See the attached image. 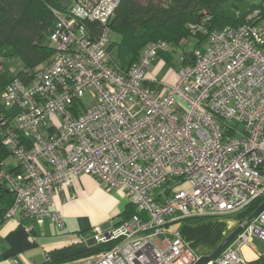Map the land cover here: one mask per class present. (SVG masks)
I'll list each match as a JSON object with an SVG mask.
<instances>
[{
    "label": "built area",
    "instance_id": "2783aa9c",
    "mask_svg": "<svg viewBox=\"0 0 264 264\" xmlns=\"http://www.w3.org/2000/svg\"><path fill=\"white\" fill-rule=\"evenodd\" d=\"M120 2L69 0L55 10L52 60L3 90L13 114H0V135L20 166L0 168V184L14 192L7 217L49 218L63 227L55 194L83 173L108 191L125 190L135 209L115 226L94 229L95 242L108 248L46 264H193L199 256L171 223L240 214L264 202V13L211 30L192 62L183 58L174 83H149L147 69L170 44L148 43L123 69L109 48ZM88 90L95 102L87 108ZM238 223L242 230L208 264H253L241 251L264 242V208Z\"/></svg>",
    "mask_w": 264,
    "mask_h": 264
},
{
    "label": "trees",
    "instance_id": "16d2710c",
    "mask_svg": "<svg viewBox=\"0 0 264 264\" xmlns=\"http://www.w3.org/2000/svg\"><path fill=\"white\" fill-rule=\"evenodd\" d=\"M63 1L65 0H0V68L2 51L6 45L11 47L12 54L20 58L21 65L13 78L5 81L0 78V92L15 77L27 78V70L36 69L38 64L54 54L50 33L57 22L55 10L66 8L62 5ZM245 4L244 0H121L109 22L112 31L110 51L120 66L128 69L150 42L164 40L172 46L195 37L199 44L213 29L247 23L249 15L257 9L264 13L263 3ZM86 21L96 34L100 31L101 26L97 21ZM113 35L118 36L117 41ZM161 55L168 58L170 51ZM185 57L187 62H192L190 54ZM3 113L8 118L13 114L6 107L0 110V114ZM9 156L13 155L0 135V168ZM19 167L17 163L12 171ZM13 200L14 192L0 184V203L10 207ZM261 202L262 199H256L244 212L234 217L251 215ZM134 211V206L129 203L124 219H128ZM206 218L208 217H188L176 223H198ZM108 246L96 243L85 251L58 262L81 261Z\"/></svg>",
    "mask_w": 264,
    "mask_h": 264
},
{
    "label": "crops",
    "instance_id": "0c3cea01",
    "mask_svg": "<svg viewBox=\"0 0 264 264\" xmlns=\"http://www.w3.org/2000/svg\"><path fill=\"white\" fill-rule=\"evenodd\" d=\"M157 63L154 58L147 69L146 81L149 83L156 81ZM171 80H176L175 74ZM2 163L6 170L17 167L13 156ZM54 201L55 207L64 215L63 227L49 218L39 222L20 213L7 217L9 205L0 203V264L55 263L85 251L97 243L93 239L94 229L117 225L124 219L129 205L125 190L108 191L99 179L86 173L78 176L71 186L60 187ZM233 222H183L171 223L169 227L178 228L188 249L200 256L212 253L235 230L238 219L234 218ZM241 252L253 264H264V242L256 239Z\"/></svg>",
    "mask_w": 264,
    "mask_h": 264
},
{
    "label": "rangeland",
    "instance_id": "374dc122",
    "mask_svg": "<svg viewBox=\"0 0 264 264\" xmlns=\"http://www.w3.org/2000/svg\"><path fill=\"white\" fill-rule=\"evenodd\" d=\"M246 4H264V0H244ZM245 4V5H246ZM114 40H118L117 35H113ZM207 44V38H204L201 43H197V39L195 37H190L183 41L181 44H174L170 45V56L168 58L164 57L161 54H158L155 56V61L158 62L155 64V80L160 83H174L175 80H171V76L175 74L177 75V70L179 67L183 64V58L186 55L191 54V52L195 49V47L203 48ZM12 49L10 46L6 45L3 48L2 51V65L0 68V78L5 81L13 78V76L17 73V71L20 69V58L12 54ZM52 54L46 61L38 64L36 67L49 62L53 58ZM158 59V60H157ZM4 92H0V110L4 107L3 105V99ZM82 102L84 103L85 107H90L95 102V96L94 92L92 90H88L85 92ZM242 127V125H241ZM11 159H13L11 157ZM186 184H182L181 187H186ZM165 192V188H156L153 191V194L155 196H158L159 194H162ZM234 216H237V214L230 215L232 218L227 217H208L205 220H202L198 223H234ZM238 218V217H236ZM240 219V218H238ZM224 221V222H223ZM238 223V222H237Z\"/></svg>",
    "mask_w": 264,
    "mask_h": 264
},
{
    "label": "water",
    "instance_id": "95a60500",
    "mask_svg": "<svg viewBox=\"0 0 264 264\" xmlns=\"http://www.w3.org/2000/svg\"><path fill=\"white\" fill-rule=\"evenodd\" d=\"M69 4L68 0L63 1V7H67ZM264 208V202L250 215V218H254ZM242 230V226L239 225L235 230L210 254L200 255L193 264H208L214 260L239 234Z\"/></svg>",
    "mask_w": 264,
    "mask_h": 264
}]
</instances>
